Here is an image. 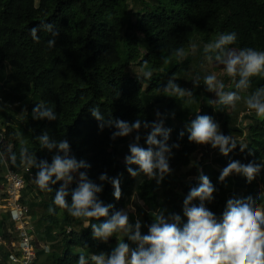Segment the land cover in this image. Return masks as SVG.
I'll list each match as a JSON object with an SVG mask.
<instances>
[{
    "label": "trees",
    "instance_id": "trees-1",
    "mask_svg": "<svg viewBox=\"0 0 264 264\" xmlns=\"http://www.w3.org/2000/svg\"><path fill=\"white\" fill-rule=\"evenodd\" d=\"M40 22L54 24L60 35L53 37L48 31H39V40H33L30 29ZM226 32L237 34L236 42L229 47L264 51V0H0V156L4 164L24 172L22 201L28 207L32 232L39 236L36 264H76L81 252L86 256L111 253L117 238L122 236L130 247H136L123 233L114 234L107 243L96 240L91 227L85 228L66 209L56 207L55 190L62 182L50 185L53 192L41 191L34 185L37 169L20 162L21 142L38 161L51 163L54 152L42 149L36 139L45 131L53 139L69 142L71 154L91 165L80 171L87 172L95 183H101L98 177L104 173L120 179L119 200L114 196V187L107 182L98 194L105 205H114L110 215L124 210L136 190L139 199L151 206L147 211L136 205L142 234H147V226L153 222L151 213L158 210L179 214L182 222H187L183 201L191 188L199 185L201 170L217 189L214 200L206 202V207L217 217L222 215L229 199L258 197L264 192V167L251 183L236 173L223 183L219 181L222 169L230 161L264 163V120L253 112L245 116L249 119L246 126L238 125L239 115L223 105L219 113L221 132L242 141L247 149L242 152L238 145L228 156L215 149L214 155L202 156L195 167V176L182 181L176 176L192 164V156L200 148L189 141L186 125L197 114L213 117L215 106L203 80L199 89L193 90L194 100L184 110L175 108L183 98L165 96L160 89L171 77L178 83L191 64L189 52L196 41L201 44L202 55L207 57L205 45ZM51 39L56 44L50 48ZM181 47L186 51L183 59L173 55ZM132 66L142 72L151 70L152 78L132 74L129 70ZM224 84L225 91H236L232 77ZM262 86L264 75L252 77L249 94ZM15 104L20 106V111H14ZM36 104L53 108L58 119H33ZM161 105L167 107L165 126L172 130L169 146L179 144L169 156L173 174L166 175L159 184L147 177L137 185L123 159V152L129 150L128 144L135 133L113 141L111 134L116 129L105 127L101 131L89 109L98 107L106 119L134 122L139 118L153 122ZM140 134L141 146L147 147L144 140L147 132L141 129ZM13 153L17 156L15 163L10 159ZM131 167L138 170L137 165ZM26 187L35 189L39 200L28 202ZM76 187L74 183L69 191ZM3 189L2 184L0 191ZM67 200L71 203V195ZM50 206L56 208L55 214L49 213ZM104 219L92 222L101 223ZM130 222L135 224L134 215H130ZM12 230L9 213H0V235L10 242ZM41 241L47 244L39 245ZM44 245L49 246L50 253L44 251ZM0 250V264H8L9 250Z\"/></svg>",
    "mask_w": 264,
    "mask_h": 264
},
{
    "label": "clouds",
    "instance_id": "clouds-1",
    "mask_svg": "<svg viewBox=\"0 0 264 264\" xmlns=\"http://www.w3.org/2000/svg\"><path fill=\"white\" fill-rule=\"evenodd\" d=\"M52 23L40 22L37 27L30 29L33 40L38 41L39 31H48L53 37L60 35L55 31ZM237 40V34L222 33L214 41L207 43L204 53L207 59H213L224 66V71L235 82L236 91H225V84L217 79L215 74L206 75L203 78L207 91L215 93L217 99L211 100L213 104L235 108L237 101L242 99L241 92L247 91L251 86V78L264 75V51H258L251 47L232 48ZM55 39L48 41V47H54ZM193 50L195 46L193 45ZM173 55L183 59L186 51L183 47L174 50ZM167 62V58H165ZM144 68L147 69V61ZM151 70L143 72L144 79H151ZM238 77V80H236ZM175 77L168 79L166 85L160 91L169 97H189L193 92L181 88ZM194 86L200 84L199 75L192 81ZM249 112H254L256 117L264 120V86L243 98ZM91 115L98 121L101 131L115 128L111 139L135 136L129 142L130 155L125 156L128 165L127 171L132 177L141 174L149 179H155L157 183L163 181L170 174L169 156L172 148H179V144L169 146L171 129L164 126L161 114L157 112V121L136 119L134 122L124 120L106 119L98 107L89 109ZM35 120L56 121V112L44 104H36L32 111ZM189 133L188 139L197 145H210L212 149L228 156L239 145L243 152L247 145L238 142L232 135H224L220 131L219 124L209 115H196L186 125ZM141 129L147 132L144 140L147 147L140 144ZM181 138L184 132L180 133ZM162 137V139H158ZM42 149L54 152L52 161L37 160V157L29 152V149L21 142L19 158L22 164L26 163L37 169L34 183L41 191H54L50 185L60 182V187L55 190L53 204L61 209H66L68 214L81 220L85 228L91 227L92 236L96 240L108 242L114 234L123 233L136 247H130L124 239H119L111 253L91 254L86 256L83 252L78 254L76 264H264V192L258 197L249 195L243 199H229L226 208L220 217L206 207V202L214 200L217 191L210 179L200 171L199 185L191 188L183 201V213L187 222L183 223L179 214L168 213L166 210H158L151 213L153 222L148 225L147 234L141 232V221L135 224L130 222L128 211L118 210L112 212L114 205H105L98 194L103 191L104 182L110 183L115 191L117 200L121 198V186L119 178H110L106 173L98 179L100 184L92 181L87 172L80 171L91 167L84 160H77L71 154V147L66 139L56 140L50 137L47 131L36 138ZM13 163L17 156H10ZM131 165H137L134 170ZM264 163L251 161L242 164L240 161H230L219 175V181L224 182L231 174H242L249 183L253 182L261 172ZM77 174L79 179L76 180ZM76 182L77 187L71 192L70 185ZM71 195V203L67 197ZM199 201V203H195ZM50 214H55L56 208L50 206ZM101 223H93V220ZM50 253V248H45Z\"/></svg>",
    "mask_w": 264,
    "mask_h": 264
},
{
    "label": "rangeland",
    "instance_id": "rangeland-1",
    "mask_svg": "<svg viewBox=\"0 0 264 264\" xmlns=\"http://www.w3.org/2000/svg\"><path fill=\"white\" fill-rule=\"evenodd\" d=\"M193 45L195 46V50H193V47H191V50L189 52V57L192 60L191 61V64H189V67L180 76L179 81H178L177 84L181 88L189 89V90H191L193 92V90H198L199 89V86H201V83L199 84V86L195 87L192 81L198 75L200 77V81H202L203 78L206 75H210V74H215L217 76V79L219 81L225 83L226 79L229 76L224 71V66L218 64L217 62H215L214 59L212 61H209L206 56L202 55V48H201V44L200 43H198L196 41ZM202 57H203V61L201 60ZM129 70H130V72L132 74H135V75L141 76L143 74V72L137 66H132V67H130ZM199 92L201 94H203L202 90H199ZM240 95L242 96V99L240 101H237L235 108L228 107V110H230L231 112H234V113H236V114L239 115L238 125H241V126L244 125V126H246V124L249 123V119L246 120V117L245 116H247V115L250 116V115L253 114V112H249V110L246 108V105H245L244 99H243V98L247 97V95H249L248 90L245 91V92H241ZM178 98H180V97H178ZM183 99H184L183 101H180L179 103H177V105H176L175 108H181L182 110H184L186 108V106L187 105H190V102L194 100L193 99V96L191 98L184 97ZM214 99H217V97H216V94L215 93H212L211 100H214ZM161 106L162 107H160L156 111L155 121L158 120L157 112H159L161 114V116L159 117V119H163L164 126H165L166 123H165L164 119L166 118L165 110H166L167 107L165 105L164 106L161 105ZM200 106L201 105L199 104L198 105V109L199 110H201V107ZM214 106H215V109H214L213 119L219 124L220 131H222L221 130V128H222V126H221V120H222V118L219 115L220 110H221L220 109V105L219 104H214ZM13 109H14V111L18 112V111H20V106L18 104H15L13 106ZM174 123L177 124V125H179V123L175 119H174ZM133 138H134V136L131 137L130 141H132ZM216 151L217 150L212 149L210 145H200L199 150L196 152V154L194 156H192L193 157L192 164L188 168L181 169L178 173H176L177 180L178 181H182L184 179L188 180L189 178H191L192 175L195 176V172L197 170L195 167L202 160V158H204L202 156L204 154H206V153H209V157H210L211 155H214ZM126 155H130L129 150H125L123 152V159H124V161H125V156ZM170 173L173 174L172 171ZM4 175H5L4 159H2L1 156H0V187L3 184L2 182L4 181V179H3ZM73 175L76 176V180L78 181V179H79L78 175L77 174H73ZM182 176H184V177H182ZM135 178L137 179L136 180V184L138 185L144 179H146L147 176L141 174V176L135 177ZM74 183H76V182H73L70 185V187ZM28 184L31 185V183H28ZM136 184H135V186H136ZM34 185H36V184L34 183ZM28 188H29V185H28ZM28 188L26 187V192H27L26 193V199L28 200V202L30 200H37L38 197H37V195L35 193V189L33 190L31 188L30 189H28ZM0 194H1V191H0ZM136 205H140L142 208H144L147 211L151 210V206L148 205V204H146L142 200H140L139 197H138V195H137V193H136V190H135V192H133V195L128 200V206L124 210L125 211H128L129 217H130V215H134L135 216V219L137 220V219H139V217L137 215ZM3 211H4L3 208H0V213L1 214H3ZM35 236H36V238L39 237L37 234ZM122 237H120L121 240L123 239ZM42 244H47V243H44L42 241L39 242V245H42Z\"/></svg>",
    "mask_w": 264,
    "mask_h": 264
},
{
    "label": "built area",
    "instance_id": "built-area-1",
    "mask_svg": "<svg viewBox=\"0 0 264 264\" xmlns=\"http://www.w3.org/2000/svg\"><path fill=\"white\" fill-rule=\"evenodd\" d=\"M4 165V189L0 194V208H3V213H9L13 230L10 231L12 234L10 242L0 235V248L9 250L8 264H36V236L32 232L28 207L22 201L26 185L24 172L11 168L6 162ZM43 248H49V246L44 245Z\"/></svg>",
    "mask_w": 264,
    "mask_h": 264
}]
</instances>
